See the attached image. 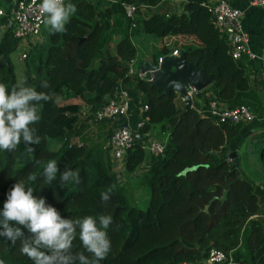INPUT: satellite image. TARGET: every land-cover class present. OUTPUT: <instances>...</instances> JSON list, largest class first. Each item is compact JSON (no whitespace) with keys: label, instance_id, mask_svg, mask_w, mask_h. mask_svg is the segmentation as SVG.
<instances>
[{"label":"trees","instance_id":"1","mask_svg":"<svg viewBox=\"0 0 264 264\" xmlns=\"http://www.w3.org/2000/svg\"><path fill=\"white\" fill-rule=\"evenodd\" d=\"M116 1L118 6L135 4V17L116 13L107 24L101 19L99 1L77 0L66 33L52 34L47 29L41 41L19 44L10 27L0 31V83L9 90L18 84L11 55L20 46L26 50L22 81L52 96L41 102V120L34 125L41 143L32 145V156L23 143L14 152L0 151V211L10 188L33 173L38 177L30 184L33 195L45 198L63 218L113 217L107 230L112 250L100 264L197 261L210 247L226 254L231 251L239 264H264V121H255L260 128L235 151L237 165L229 158L228 144L244 123H217L201 113L208 90L229 107L251 97L248 56L231 57L225 36L212 23L205 5L208 0H183L180 12L169 8V0ZM136 34L159 41L152 58L184 48L188 61L214 75L209 86L192 93V106L180 116L177 113L185 103L177 92L160 94L142 77L127 74L137 56L132 40ZM43 81L50 87L42 88ZM120 84L139 91L148 105L141 116V137L126 151L124 177L145 160L144 141L154 134L164 143L162 154L150 155L151 163L138 179L147 189L145 208L131 203L126 186L131 181L120 182L112 169L107 142L116 121L94 115L97 107L117 96ZM52 159L59 171L49 185L40 174ZM65 168L79 173V184L59 186ZM112 186L111 199L101 201V192ZM19 248V240L13 245L0 237V262L32 264ZM73 251H83L78 236Z\"/></svg>","mask_w":264,"mask_h":264},{"label":"clouds","instance_id":"2","mask_svg":"<svg viewBox=\"0 0 264 264\" xmlns=\"http://www.w3.org/2000/svg\"><path fill=\"white\" fill-rule=\"evenodd\" d=\"M40 8L46 14L44 23L52 34L66 33V25L77 11L70 0H41ZM41 87L46 89L50 85L43 81ZM51 99V94L37 91L26 79L11 90L0 83V151L14 152L23 143L24 151L32 156V145L41 143L34 127L41 120V102ZM35 163L39 165L41 161ZM58 171V163L52 159L44 165L40 176L50 185L57 179ZM37 179L36 174L30 173L26 181L17 180L7 192L0 211V237L13 245L19 240V251L32 264H100L112 250L107 230L113 217L100 214L96 218L90 215L63 218L45 198L33 195L30 184ZM69 183L79 184V173L65 168L59 174V186L64 188ZM113 187L101 192V201L107 203L111 199ZM24 230L29 233L27 237ZM77 236L83 251L74 252Z\"/></svg>","mask_w":264,"mask_h":264},{"label":"built area","instance_id":"3","mask_svg":"<svg viewBox=\"0 0 264 264\" xmlns=\"http://www.w3.org/2000/svg\"><path fill=\"white\" fill-rule=\"evenodd\" d=\"M248 1L251 5L264 8V0ZM66 2H69V0H66ZM40 3L41 0H14L9 12L0 7V16H6V22L4 25L0 24V30L10 27L13 36L19 40V44L28 43L33 41L32 39L35 40L42 30L46 15L40 8ZM205 5L212 14L214 27L227 40L231 57L239 59L242 55H246L249 59L258 60L264 76V34L261 39L260 50L258 52L251 51L248 48L249 35L242 22L244 13L242 8L232 5L228 0H208ZM122 9L124 10V14L130 18H133L136 13V5L132 3H123ZM173 53L177 54V49ZM25 57L26 50L20 54V58L24 59ZM127 74H137L139 77H143L140 70L135 68V60L131 61ZM190 92L192 95L193 92L197 91L191 89ZM147 106L146 103L142 105L143 111L147 109ZM129 110L128 92L118 90L115 98L97 107L94 113L95 119H111L116 121L107 146L110 152L112 169L118 174L120 182L124 181V158L126 151L133 143V131L138 130L143 125L142 119L134 127L121 121L128 116ZM201 113L217 123L229 121L233 124H239L258 120L257 114L249 104L241 103L237 106L229 107L214 96H209L206 108ZM143 147L150 153L151 157H156L162 154L164 143L152 137L143 142ZM177 264H239V261L231 251L226 254L225 251L219 248L210 247L200 260L181 261Z\"/></svg>","mask_w":264,"mask_h":264},{"label":"crops","instance_id":"4","mask_svg":"<svg viewBox=\"0 0 264 264\" xmlns=\"http://www.w3.org/2000/svg\"><path fill=\"white\" fill-rule=\"evenodd\" d=\"M73 1L71 3L75 4ZM99 1V7L103 9V14L101 19L105 21V23L109 24L113 20V15L116 13H124L122 6H118L116 0H97ZM174 2H178L182 8L183 0H173ZM232 5L240 7L244 10L242 22L246 32L249 35L248 40V48L251 51L258 52L260 50L261 39L264 34V8L261 6L251 5L248 0H228ZM14 0H0V7L5 9L6 12H9L13 6ZM109 9L111 11H109ZM6 16H0V24H5ZM44 34V32H43ZM143 35V34H139ZM41 37L36 38L33 41H41L42 40V32ZM152 37V36H151ZM153 38V37H152ZM149 39L148 36L147 38ZM155 39V38H153ZM162 45V43H161ZM152 58L151 53H145L143 56H136L135 58V68L139 70L138 63L140 60H149ZM246 65L249 72V80L251 85V97L246 99V103L251 106L254 112L258 116V120L256 123L263 122L264 117V76L262 72V68L256 59H247ZM209 86V85H208ZM206 88V87H205ZM118 90H125L128 92L129 95V103H130V110L128 116L123 119V123L128 124L134 127L137 122L142 119V104L146 102L144 96L134 88L129 87L126 84H120ZM206 96H214L215 93L211 90L206 91ZM73 101L80 102L79 98L72 99ZM223 103L227 104L223 101ZM82 107V104H81ZM82 112L87 114V107L83 105ZM94 121V120H93ZM260 125H255L254 122L244 123L242 124L241 128L238 130L236 136L232 137L229 141V150L236 151L240 150L242 147L245 139L251 135V133L255 129H259ZM257 127V128H255ZM259 127V128H258ZM151 163V158L146 161V163L142 166L140 171H146ZM138 178L137 173L132 172L128 175L130 181L135 183V180ZM262 211L264 214V202L262 203Z\"/></svg>","mask_w":264,"mask_h":264},{"label":"water","instance_id":"5","mask_svg":"<svg viewBox=\"0 0 264 264\" xmlns=\"http://www.w3.org/2000/svg\"><path fill=\"white\" fill-rule=\"evenodd\" d=\"M159 18L162 19L161 17ZM174 50L172 48L157 59L140 60L138 67L143 74L142 78L159 88L160 94L171 91L177 92L185 103L184 107L177 113V116H180L193 104L190 90L200 91L204 89L213 82L214 75L188 61L184 48L177 49V54L173 53ZM1 59L6 62L4 56ZM133 135L135 139H140L141 137L138 130H134ZM210 153H213V150ZM228 155L232 162L239 165L235 151H230ZM226 195L227 190L223 192L220 198L224 200ZM117 207L118 204L113 206L112 212H115ZM208 207L209 204L205 206V211L208 210Z\"/></svg>","mask_w":264,"mask_h":264},{"label":"rangeland","instance_id":"6","mask_svg":"<svg viewBox=\"0 0 264 264\" xmlns=\"http://www.w3.org/2000/svg\"><path fill=\"white\" fill-rule=\"evenodd\" d=\"M76 1L77 0H75L74 2H76ZM168 2H169L168 4H170L169 8H171V10H176L178 12H180L182 10V8L178 2H174L173 0H169ZM134 17H135V15L133 16V18ZM47 29H48V27L44 23L42 30H41L42 38H43L44 34L46 33ZM0 31L2 32L3 29H1ZM41 32L36 38L41 37L40 36ZM43 32H44V34H43ZM147 36L149 39H144V38H147ZM32 40H34V39H32ZM132 40L136 45L138 56H143L146 52L152 54L153 50L155 48L160 47L159 41L157 39H153L151 37V35H148V34H143V35L136 34L135 36L132 37ZM171 48H172V45H169V49H171ZM21 52H22V49L20 48V46H18L17 50L11 55V61L13 63L14 69H15L17 83L22 82V79H23L24 59L20 58ZM122 122H123V120H122ZM152 137L154 139H158L159 141H162L160 138L156 137L154 134L151 137H149V139ZM149 157H150V153L148 152L145 160L140 164V166L137 168V170H135V173H137V175H138V178L135 180V183L131 181V182H129L128 185H126L127 186V192H128L129 199H130L131 203L134 205H137L139 207H143V208H145L147 205V189L143 184L139 185L138 179L145 172V171L143 172L140 170L142 169V166L146 163V161L149 160ZM123 177H124V175H123ZM124 181L127 182L126 177H124Z\"/></svg>","mask_w":264,"mask_h":264}]
</instances>
